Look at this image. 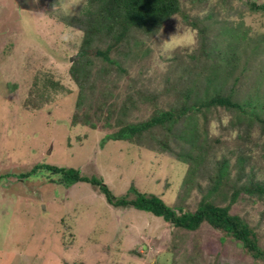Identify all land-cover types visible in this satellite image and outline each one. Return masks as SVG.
Returning a JSON list of instances; mask_svg holds the SVG:
<instances>
[{
	"label": "rangeland",
	"instance_id": "1",
	"mask_svg": "<svg viewBox=\"0 0 264 264\" xmlns=\"http://www.w3.org/2000/svg\"><path fill=\"white\" fill-rule=\"evenodd\" d=\"M181 1L183 13L159 34L150 39L139 37L144 45L131 62L123 65L127 74L112 73L102 78L110 83L116 81L113 85L117 87L114 92L119 95L118 101L125 94L140 93L145 100L159 95L156 104L160 107L172 105L174 93L183 92L190 82L182 78L191 72L199 75L207 67V56L201 54L204 38L214 40L218 49L239 46L238 60L220 69L222 76L230 71L237 78V82L226 81L225 91L236 83L237 98H243L256 86L257 76H264V11L251 10L252 2L264 0H232L228 7H221L219 0ZM30 2L0 0V264H131L132 260L133 264H263L255 263L251 255H243L242 249L229 245V240L222 242V233L208 224L174 251L172 228L162 218L131 207L115 208L90 183L67 188L63 177L47 169L29 172L36 165L78 170L81 176L102 177L118 198L134 186L160 196L173 207L185 201L179 186L190 166L182 168L179 160L168 153L161 155L163 162L155 157L158 153L154 150L149 154L154 160L153 169L145 177V172L138 173L146 167L138 163L144 156L138 159L137 147L124 141L101 146L104 137L115 132L116 127L107 128L103 123H98L97 130L79 123L73 126L77 84L69 69L75 62L82 33L63 25L59 15L78 14L87 0H40L37 8L41 2L45 7L41 12ZM211 14L215 17L209 20ZM231 26L237 30L241 27L245 36L237 40ZM203 27L210 28L206 35H202ZM166 44L172 45L170 51L165 49ZM230 49L217 51L214 57L221 54L228 61L232 57ZM35 77L40 80L39 86L45 77H53L63 88L48 91V98L33 97ZM150 107L145 103V109ZM144 113L129 116V122L145 120ZM217 126L212 123L208 131L211 140L219 138L221 144L217 149L215 146L198 173V181L206 187L224 159L233 162L243 156L248 161L244 163L245 174L255 165H264V136L257 130L251 142L241 129ZM199 129L204 131V126ZM145 144L152 150L149 139ZM232 145L237 146L238 156L232 154ZM238 176L236 169L230 172L231 184L235 185ZM245 176L240 185L246 182ZM258 177L262 180L264 174ZM199 198L197 190L188 194L185 209L194 211ZM262 212L264 198L259 197L251 222L264 223ZM253 224L259 225L264 235V224ZM134 250L139 255L132 253Z\"/></svg>",
	"mask_w": 264,
	"mask_h": 264
},
{
	"label": "trees",
	"instance_id": "2",
	"mask_svg": "<svg viewBox=\"0 0 264 264\" xmlns=\"http://www.w3.org/2000/svg\"><path fill=\"white\" fill-rule=\"evenodd\" d=\"M33 1L30 3L37 10L41 12L45 9L43 2L42 7L37 8L40 0ZM231 2L232 0H219L221 7H228ZM29 8L30 6L26 9ZM251 10L264 11V1L252 2ZM182 13L181 0H87V4L78 14L66 17L59 15V18L63 25L77 28L82 33L75 62L69 69L71 78L77 84V91L74 90L77 93L75 94L77 112L72 116L73 126L79 123L97 130L98 123H103L107 128L116 127L115 132L104 137L101 146L105 147L110 141H124L137 147L138 159L144 156L138 163L146 167L144 170L139 169L138 173L145 172V177L153 169L154 160L149 154L154 153V150L158 153L155 157L162 159L163 162L161 155L168 153L179 160L182 168L190 164L185 171L186 176L182 185L179 186V193L185 201L188 194L194 193V190L200 193L194 211L185 209L188 207H185L183 199L171 207L160 196L142 192L134 186L129 189L128 194L118 198L109 185L104 184L102 177L81 176L78 170L43 164L44 167L36 165L29 172L47 169L46 171L52 175L63 177L62 182L67 188L79 183H90L98 188L115 208L131 207L162 218L172 228L174 251L184 246L191 234L199 231L204 224H208L222 233V242L229 240V245L242 249L243 255H251L255 263L261 261L264 264V245H261L264 235L260 232V226L253 224L264 223L263 220L254 222L250 220L255 200L258 201L259 197L264 198V179L260 180L258 177L259 174H264V165H255L252 167L255 169L245 174L244 163L248 161L242 158L243 156L233 162L224 159L215 177L211 178L209 186L206 187L198 181V173L205 160H208L215 146L217 145V149L221 144L219 138L215 140L210 138L208 127L212 123L216 122L219 128L228 126L229 129H241L251 142L253 132L256 130L260 136H264V76H257L256 86H253L243 98H237L239 93L236 83L225 91L228 85L226 81L230 79L237 82V78H233L230 71L223 72V77L220 69L222 70L229 61L238 60L239 46L230 49L232 45H227L218 49L217 45H214V40L204 38L201 54L207 56L208 64L205 71L199 75H193L191 72L187 78H182L190 81L189 84L183 92L174 93L173 104L166 108L156 104L159 95L145 100L140 93L125 94V98L118 101L119 95L114 92L117 87L113 85L116 81L110 83L102 80L104 76L110 77L112 73L127 74L123 65L127 61L131 62L144 45L139 41V37L145 36L150 39L156 36L175 16ZM212 17L215 16L209 15V20ZM204 27L202 35L210 31V28ZM231 27L236 31L237 40L240 36H245L241 27H238V30L235 26ZM228 48L232 56L228 61L221 54L214 57L217 51L225 52ZM255 48L258 46L254 47L253 52H256ZM216 59L218 60L210 65ZM39 81L35 77L31 88V96L36 98H48L50 96L47 94L48 91L55 90L56 87L63 88L61 83L54 82L53 77H45L41 86ZM254 90L257 95H254ZM145 103L151 105L150 109H145ZM138 111L141 113L147 111L144 113L145 120L130 123L128 117ZM147 114L152 115L147 117ZM178 126H182L179 132L176 130ZM199 126H204V131L200 130ZM147 139L152 142V150L145 144ZM233 148L235 149L232 154L238 156L237 146ZM142 151L146 154L143 155ZM233 169L239 174L235 185L229 181ZM242 175H246V182L240 185ZM235 209L239 212H235ZM261 215L264 216V212ZM143 247H146V244ZM132 253L138 254V251L134 250Z\"/></svg>",
	"mask_w": 264,
	"mask_h": 264
},
{
	"label": "clouds",
	"instance_id": "3",
	"mask_svg": "<svg viewBox=\"0 0 264 264\" xmlns=\"http://www.w3.org/2000/svg\"><path fill=\"white\" fill-rule=\"evenodd\" d=\"M171 40V39H170ZM169 40V41H170ZM192 43L194 44L195 43V30H192ZM165 49L167 51H170L172 49V45L171 44H166L165 45Z\"/></svg>",
	"mask_w": 264,
	"mask_h": 264
}]
</instances>
